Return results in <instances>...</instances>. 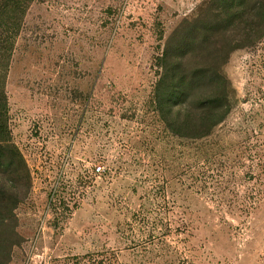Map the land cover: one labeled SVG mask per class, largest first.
I'll return each instance as SVG.
<instances>
[{
    "label": "rangeland",
    "instance_id": "obj_1",
    "mask_svg": "<svg viewBox=\"0 0 264 264\" xmlns=\"http://www.w3.org/2000/svg\"><path fill=\"white\" fill-rule=\"evenodd\" d=\"M202 2L30 4L4 81L29 179L0 208V264H264V43L210 36L238 102L209 137H173L150 103L156 56ZM147 191L165 225L133 216Z\"/></svg>",
    "mask_w": 264,
    "mask_h": 264
},
{
    "label": "trees",
    "instance_id": "obj_2",
    "mask_svg": "<svg viewBox=\"0 0 264 264\" xmlns=\"http://www.w3.org/2000/svg\"><path fill=\"white\" fill-rule=\"evenodd\" d=\"M33 1L0 0V208L9 211L19 201V181L29 179V173L21 151L12 140L4 81L16 37ZM227 30L237 35L228 43L230 49L264 43V0H203L193 18L185 19L177 26L156 56L159 73L150 103L173 137L189 140L209 137L213 128L223 122L237 104L235 90L219 65L218 49H209L213 44L210 36ZM188 48L199 50L198 60L186 72L178 74L182 60L188 53L194 54L193 51L188 52ZM182 111L185 113L183 118L180 116ZM254 120L251 116L250 122ZM8 177L13 179V186L7 185ZM159 193L163 198V191ZM144 199L147 205L141 203L133 216L145 225H165L164 217L152 219L149 216L165 205H161L148 191ZM58 200L64 203L63 199ZM261 201L259 195L251 208H256ZM167 222L165 233L169 234L172 227ZM182 224L184 228L175 231L186 232L187 236L180 241L187 244L188 236H193L187 232L191 222Z\"/></svg>",
    "mask_w": 264,
    "mask_h": 264
},
{
    "label": "built area",
    "instance_id": "obj_3",
    "mask_svg": "<svg viewBox=\"0 0 264 264\" xmlns=\"http://www.w3.org/2000/svg\"><path fill=\"white\" fill-rule=\"evenodd\" d=\"M100 169H101V166H100V165H98V166L95 167V170H96L97 172H99Z\"/></svg>",
    "mask_w": 264,
    "mask_h": 264
}]
</instances>
